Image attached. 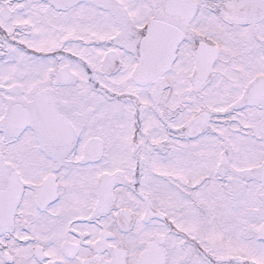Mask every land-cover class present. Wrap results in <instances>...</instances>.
Masks as SVG:
<instances>
[{
    "label": "snow or ice",
    "instance_id": "snow-or-ice-1",
    "mask_svg": "<svg viewBox=\"0 0 264 264\" xmlns=\"http://www.w3.org/2000/svg\"><path fill=\"white\" fill-rule=\"evenodd\" d=\"M0 264H264V0H0Z\"/></svg>",
    "mask_w": 264,
    "mask_h": 264
}]
</instances>
